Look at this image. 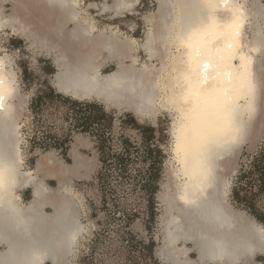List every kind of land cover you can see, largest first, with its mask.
I'll use <instances>...</instances> for the list:
<instances>
[{"label": "bare ground", "instance_id": "6f19581e", "mask_svg": "<svg viewBox=\"0 0 264 264\" xmlns=\"http://www.w3.org/2000/svg\"><path fill=\"white\" fill-rule=\"evenodd\" d=\"M158 1V18L147 21L140 46L118 30L100 31L81 16L79 0H15L16 7L37 6L40 21L33 30L17 15L8 23H18L16 31L37 49L55 54L59 92L132 109L141 118L155 117L158 109L171 114L179 167L177 190L168 200L172 229L165 243L177 250L162 255L169 263L262 264L257 256L264 255V225L230 208L224 177L226 163L252 134L260 106L255 55L264 47V35L257 26L252 38L244 32L260 9L248 10L238 0ZM138 2L112 0L105 10L124 17ZM1 15L0 8V28ZM68 24L74 28L55 38V26L60 35ZM11 61L8 55L0 57V264H72L87 230L69 181L81 169L80 177L89 176L94 164L89 159L85 164L74 150L72 165L43 157L38 173L57 176V189L35 170L23 169L14 102L19 85ZM107 62L116 63V69L105 74ZM23 187L33 189L27 205L18 194ZM187 244L197 252L196 262L175 256L186 255Z\"/></svg>", "mask_w": 264, "mask_h": 264}, {"label": "rangeland", "instance_id": "374dc122", "mask_svg": "<svg viewBox=\"0 0 264 264\" xmlns=\"http://www.w3.org/2000/svg\"><path fill=\"white\" fill-rule=\"evenodd\" d=\"M238 1L248 10L260 9L256 20L249 21L245 26L246 38H252L253 33L258 30L257 27L264 35V0ZM32 5L25 8V6L16 7L15 0L0 2L1 16L4 18V24L0 28V57L8 55L10 61L12 59L17 75L19 93L14 102L17 106L16 118L19 125V147L23 158V169L35 170V176L43 179L45 176L42 171L38 173L40 160L49 155L60 165H72L70 150L76 148L78 144L81 155L94 161V169L89 176L72 177L69 181L81 202L80 221L87 230L79 239L81 247H77L78 251L72 264H167L168 260L162 256L163 253L177 250L165 246L168 229H172L168 200L177 190L178 182L174 180V173L178 169L177 166L179 167L172 148L175 142L172 135L173 117L168 111L163 112L158 109L155 117L141 118L142 115H138L132 109L107 106L97 99H77L81 102L102 105L108 112V118L93 125L88 132L78 128L75 124L78 116L87 113L88 109L71 105L49 94V88L61 93L55 86L59 72L53 59L55 54H47L37 49L33 46L32 39L16 31L19 28L18 23L17 25L8 23L17 15L20 21L25 20L27 27L33 30L35 22L40 21L38 18L41 15L35 9L37 6ZM79 5L81 16H86L88 20L94 22L101 29L100 31L106 30L105 32L109 33V29L118 30L121 35L136 40L139 46L146 39L147 21L157 19L159 12L158 0H139L131 14L129 12L124 17L117 16V18L110 9L105 10L107 5H112V0L107 2L79 0ZM70 25L68 24L60 35L57 34L58 27L55 26L53 31L55 38L57 36L61 38L63 33L66 35L72 30L74 25ZM257 54L255 64L261 92L257 118L250 137L238 153L226 163L224 174L225 182L228 183L227 202L230 208L251 217L248 211L235 202L232 195L240 172L248 169L251 158L264 146V47ZM106 57L107 55L104 56ZM105 66L108 67L107 71H103L105 74L116 69V63L107 62ZM25 71L28 73L27 76ZM63 95L73 98L70 95ZM100 135L107 137L111 151L120 153L127 150L129 156L125 174H120L121 167L115 160H108L104 166L103 157L106 154L105 151L102 152V148H98ZM149 149L160 152L156 155V160L149 158ZM108 151L109 149H106V152ZM153 163L157 165L159 171V177L156 179L159 191L156 194V218L149 228L148 217L141 214L146 205L141 185L146 181L147 171ZM101 170L103 177L97 178ZM52 177V180H48V184L53 189H57L58 178ZM258 202V206L264 209V196ZM135 210H139L141 215L129 218V213ZM244 221L242 224H246L247 220ZM151 241L155 242L153 249L145 248ZM181 247L182 245L179 246ZM187 248L189 252L186 255L175 253V256L182 261L190 257L196 262L198 254L194 251L193 245L187 244ZM257 259L264 260V255H258Z\"/></svg>", "mask_w": 264, "mask_h": 264}, {"label": "trees", "instance_id": "16d2710c", "mask_svg": "<svg viewBox=\"0 0 264 264\" xmlns=\"http://www.w3.org/2000/svg\"><path fill=\"white\" fill-rule=\"evenodd\" d=\"M28 73L25 71V76ZM49 94L53 98L58 100H65L74 106H82L88 109L87 113H83L78 116L77 125L83 131L88 132L93 125L100 123L103 119L108 118V112L104 109L102 105L92 102H81L76 99L67 97L61 93H57L53 88H49ZM109 141L106 136H98V148H102V152L105 151V157H103V164L106 165L108 160H115L121 167L120 174L123 175L127 172V161L128 154L127 150L124 152L116 153L111 151L109 147ZM106 149H109L106 152ZM157 154L159 151L150 150L148 151L149 158L154 160L157 159ZM157 165L153 163L148 169V175L146 181L141 185L143 190V196L145 197V209L141 214H145L148 217L147 224L149 228L153 224L156 218V194L159 191L158 179L159 171L157 170ZM103 177L102 170L99 171L97 178ZM156 180V181H155ZM233 199L238 203L244 210L248 211L254 219L264 225V209L258 206V201L264 196V146L261 150L254 155L248 164L247 170H242L238 176L237 185L233 190ZM139 210L131 211L129 213V218H135L141 215ZM155 242L151 241L149 245L145 248L153 249Z\"/></svg>", "mask_w": 264, "mask_h": 264}, {"label": "crops", "instance_id": "0c3cea01", "mask_svg": "<svg viewBox=\"0 0 264 264\" xmlns=\"http://www.w3.org/2000/svg\"><path fill=\"white\" fill-rule=\"evenodd\" d=\"M73 150L76 152L77 155H79L78 153H80L79 152L80 151V147L74 148V149L70 150V155L69 156H70L72 162H73V157H72L71 154H72V151ZM80 155H81V153H80ZM81 157H82L83 162H85V164H86V162H87L88 159L86 157H83L82 155H81ZM93 164H94V161H93ZM93 169H94V166H93ZM80 172L83 173L84 170L81 169ZM81 173L77 177H80L81 176ZM44 178H45L44 180L48 184V180H52L53 177L51 175V176H45ZM74 178H76V177H74ZM18 194L20 195V202L23 203L24 205L29 204L31 202V200L33 199V189L31 187H23V188L19 189ZM49 207H47V211L48 212H49V210H52L51 205ZM258 261H260V260H258ZM260 262L262 264H264V260H261ZM46 264H48V263H46Z\"/></svg>", "mask_w": 264, "mask_h": 264}]
</instances>
